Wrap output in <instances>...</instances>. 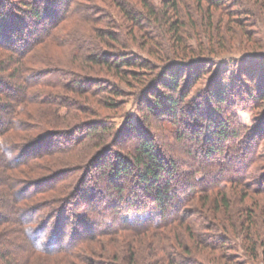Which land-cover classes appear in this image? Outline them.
I'll return each mask as SVG.
<instances>
[{
  "label": "trees",
  "instance_id": "trees-1",
  "mask_svg": "<svg viewBox=\"0 0 264 264\" xmlns=\"http://www.w3.org/2000/svg\"><path fill=\"white\" fill-rule=\"evenodd\" d=\"M223 20L262 22L258 38L242 32L260 61L231 79L256 82L264 0H0V264H229L238 230L264 263L253 217L220 221L236 189L241 208L264 197L262 124L236 111L264 109V76L261 92L223 85ZM128 96L139 120L118 127Z\"/></svg>",
  "mask_w": 264,
  "mask_h": 264
},
{
  "label": "rangeland",
  "instance_id": "rangeland-1",
  "mask_svg": "<svg viewBox=\"0 0 264 264\" xmlns=\"http://www.w3.org/2000/svg\"><path fill=\"white\" fill-rule=\"evenodd\" d=\"M261 23L262 22H259V23L257 22L255 27H253L249 23H243L241 28L240 26H238L239 27L238 28V27H235L234 25H231L228 20H223V22L221 23V25L224 26L223 35L225 36V39L223 38L222 39L226 41L229 39L230 41H232L231 42L232 44H229L228 46L224 47V49H227V52L220 53L218 57L213 61V65H214L215 70L217 69V71H220L221 73L220 78H223V79L226 78L222 80V83L228 90L230 89L231 91L234 90L236 93H240L239 92L240 89H237V87L241 86V89L251 88L254 91V93H256L257 91L256 88H258V86L256 87L255 85L257 83L260 86L258 92H261L263 89L261 86L262 77L264 76L263 73H260L258 80H255L256 82H253V83L249 82L250 79H248L249 81H246V83L241 79L239 83L236 82L239 85H235L234 84L235 82L231 81V79L234 76L236 77L238 75L239 69L240 71L241 69H243V71H245L246 74L249 75V73L252 71L253 67L255 66V63L260 61L258 59V54H251V53L246 54L245 53L246 50H245L244 43H243L245 39L243 40L242 32L248 33L249 35H253L254 37L258 38L259 37L258 34L260 32V26L262 25ZM86 33L87 34L91 33L90 29H88ZM58 55H59L58 57H62L60 56L61 54H58ZM62 58L64 59V61H66L68 58L67 54H65ZM209 77H211V74L206 77V80L202 82L201 86L196 88L198 90L197 91L198 93H202L203 90L206 88ZM198 93L194 91V94L192 95V97L194 98L195 96H197ZM247 97H248L247 95H242L241 98L245 101L247 100ZM124 101L126 103L125 105L126 110H125L124 116L123 117L117 116L113 119L118 127L125 121L126 119L125 117L127 116L130 117V122L136 123L139 120V116H140L137 112L136 100L132 96H128ZM236 111H237L238 120L242 125L247 126L248 128H252L253 124H255V126L256 124H259V123L262 124V128L260 127V130H259L260 134L255 136V140L258 142L257 147L259 149V154L262 155L263 157L261 161H258L256 162V164H254L255 166L254 169H256L255 172H257V178H259L261 177V174L264 172V109H262V111L258 110L255 112L253 111L251 106H249V104H247L246 102H241V100H239L237 101ZM199 125L205 127L206 125H210V123L207 122V119L203 117L202 119L199 120ZM191 127L188 125L187 126L182 125V128L186 129L185 137L187 138H190L192 135V133H190L189 131L191 130L193 131L194 127L193 128ZM197 133L201 134L202 130L199 129ZM157 137L160 138L159 133L156 134V138ZM200 140H199V143H196L195 141L194 144L192 145L201 144ZM188 143H189V140H188ZM161 144L163 143L161 142ZM160 148H161V152H163L164 157L166 159H169L171 157V154H169V152L166 150L165 145H160ZM107 156L108 158H111L112 153H108ZM174 161L177 162V159L175 158ZM186 170L187 169L184 168L182 171H186ZM88 172H89L88 174L91 177L92 174H97L98 170L92 167ZM118 182L123 183L124 179L119 178ZM88 183L89 181H87L86 185L88 186V188H90L89 187L90 184ZM101 188H103V186L98 187L97 190H100L101 192H103ZM234 190H232L231 193H233ZM240 190L239 189L235 190L237 191V194H234L235 197H233V199H231L229 203L230 212L227 213V215L224 216L223 219H221L220 221L221 223H225V225H228L229 227H231L232 224L238 225L243 220L248 221L251 217H253L252 219L254 220V222L258 223L257 231L254 232L253 234H254V237L256 238L259 235H261L258 237L259 239L258 241L261 242L264 239V197H259V195L253 194L251 192L250 193L247 192L245 194L248 195V200L244 201L246 202V205L243 206V208H241V205L239 204H240V200L242 199L244 195V192H241ZM150 214H151L150 211H147L145 213L138 214V215L130 214L126 217H128V220H133L137 216L148 218ZM231 237L232 238L230 239L232 240H229L227 244V246H229L230 248L224 247V250L222 251L224 255L230 256L229 258L231 259H230L229 264H264L262 260V246L257 248V253L254 255L250 252V248L248 247L250 246V243H247L248 241L244 238L243 234L241 233V230H238V232L234 233ZM254 237L252 236L251 240L253 239L254 241L256 239ZM208 255L210 256L207 258V260L204 263L217 264L216 260H214L216 255L213 254L212 252H209Z\"/></svg>",
  "mask_w": 264,
  "mask_h": 264
}]
</instances>
